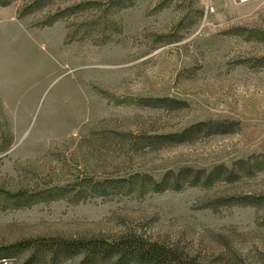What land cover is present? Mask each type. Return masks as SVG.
Segmentation results:
<instances>
[{
	"label": "rangeland",
	"instance_id": "rangeland-1",
	"mask_svg": "<svg viewBox=\"0 0 264 264\" xmlns=\"http://www.w3.org/2000/svg\"><path fill=\"white\" fill-rule=\"evenodd\" d=\"M4 1L0 264H23L29 252L16 245L27 240L126 235L184 262L264 264V170L207 187L89 195L105 180L158 181L264 155V0H45L31 12L33 0ZM147 98L179 105L139 104ZM200 121L230 131L162 147L144 140ZM66 186L84 193L25 203Z\"/></svg>",
	"mask_w": 264,
	"mask_h": 264
},
{
	"label": "trees",
	"instance_id": "trees-1",
	"mask_svg": "<svg viewBox=\"0 0 264 264\" xmlns=\"http://www.w3.org/2000/svg\"><path fill=\"white\" fill-rule=\"evenodd\" d=\"M7 3V1L0 0V6H4ZM44 5L45 0H33L32 3L23 8V11L31 12ZM53 17L48 18V21L44 24L50 25L54 21V19H52ZM138 102L147 107H161V104L166 102L179 105L178 102L158 98L140 99ZM230 126L231 124L226 122L200 121L192 123L178 132L146 136L144 140L151 145L162 147L169 144L187 142L198 136L227 133L230 131ZM262 170H264V155H259L250 157L246 160L236 161L230 167L218 165L209 171L182 168L176 173H165L158 181L150 176L140 174H133L127 178L105 180L101 182L100 185L98 184V187H91L89 195L92 196V191H98V188L102 189L99 193L100 195H106L108 193L126 195L137 193L143 195L146 193H160L165 190L176 191L184 186L199 185L207 187L215 181L232 183L241 177L252 175ZM70 188L71 187L67 186L52 188L25 196V203L40 201V199L53 200L61 197H66L70 201H77L80 194L84 193L82 191L79 192V190L73 192ZM19 197L22 199L23 195L14 194L10 196V198L15 200ZM228 201L230 200H227V202ZM231 201L236 202L237 200ZM239 201L245 203L243 202L245 199ZM16 246L23 251L27 250L29 252L23 264H34L39 261L40 257L47 256L50 257L51 261H55L58 256L62 259L79 257V264H195L192 260L184 262L181 256L174 250L162 244L150 242L135 235H126L113 239H35L24 241ZM37 258L38 260H36Z\"/></svg>",
	"mask_w": 264,
	"mask_h": 264
}]
</instances>
